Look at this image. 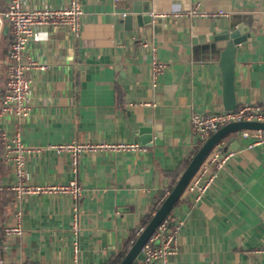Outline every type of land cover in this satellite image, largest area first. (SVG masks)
<instances>
[{
    "label": "crops",
    "instance_id": "crops-1",
    "mask_svg": "<svg viewBox=\"0 0 264 264\" xmlns=\"http://www.w3.org/2000/svg\"><path fill=\"white\" fill-rule=\"evenodd\" d=\"M81 2V35L74 43L64 29H34L27 54L46 69L26 73L31 114L13 130L32 147L93 144L105 137L144 150L84 152L75 165L69 153L29 155L32 181L75 180L83 195L77 202L67 196L22 199V235L11 240L6 256L0 251V259L12 264H104L132 241V232L146 226L142 220L170 192L165 172L190 161L201 145L191 132V114L223 111L212 36L229 22H245L253 33L236 52V103L264 106V0ZM36 3L56 9L67 0ZM0 5L5 8L6 0ZM144 41L148 47L142 48ZM153 54L168 66L156 87ZM147 127L151 138L144 144L147 134L139 131ZM157 133L161 142L155 144ZM239 134L223 139L225 150L236 154L201 199L195 201L199 187L215 173L210 153L190 180L189 185L198 181L193 192L186 187L172 207L182 221L179 253L166 263L149 264H264V151L248 148L252 138ZM6 168L2 183H11L12 168Z\"/></svg>",
    "mask_w": 264,
    "mask_h": 264
},
{
    "label": "built area",
    "instance_id": "built-area-1",
    "mask_svg": "<svg viewBox=\"0 0 264 264\" xmlns=\"http://www.w3.org/2000/svg\"><path fill=\"white\" fill-rule=\"evenodd\" d=\"M196 15L197 11L193 10ZM83 14L81 0H67L66 7L51 8L40 6L36 0H6V7L0 13V36L3 27L7 24L9 42L7 48L8 62L5 64L4 81L0 87V163L3 166L11 167L13 181L0 184V190H7L13 193V207L10 218L0 222V233L2 236L0 251L6 256L9 245L14 237L22 235V208L20 201L27 196H67L73 202H77L83 195V188L77 181L67 183L42 184L34 182L26 168V161L29 155L40 153L42 150H53L57 153H69L72 164L75 165L77 158L84 152L106 151H141L138 143L111 142L107 138H100L98 143L93 144H48L45 147L27 146L22 142L20 133L13 130L14 123L24 122L31 114V79L26 76L29 70L43 71L46 66L38 63L27 54L28 47L37 27H48L50 29H64L69 35V41L81 35V16ZM142 48L148 47L147 42H142ZM152 50H154L152 48ZM0 63V75L2 74ZM168 70V66L157 59L153 54L151 62V86L156 87L160 77ZM131 104L129 103V106ZM256 121L264 123V106L260 104L238 107L231 111H219L214 114L192 113L190 126L192 135L202 144L213 133L224 125L232 122ZM240 137L252 138L247 147L261 146L264 151V130H241ZM233 150H225V142L218 141L210 151L211 161L215 166V173L206 178L205 183L199 187L195 201L201 199L202 195L213 183L219 171L235 156ZM190 183V182H189ZM198 184L194 182L189 187ZM169 194L165 192L155 207L153 214ZM73 225V227H72ZM182 221L177 220L171 211L163 218L142 247L144 259L132 264H149L152 261L166 263L167 260L179 253L178 236ZM145 226L137 229L135 239L140 235ZM71 228L76 234V217L74 215ZM135 239L131 241V245ZM0 264H12L0 259ZM78 264V263H73Z\"/></svg>",
    "mask_w": 264,
    "mask_h": 264
},
{
    "label": "water",
    "instance_id": "water-1",
    "mask_svg": "<svg viewBox=\"0 0 264 264\" xmlns=\"http://www.w3.org/2000/svg\"><path fill=\"white\" fill-rule=\"evenodd\" d=\"M146 12V11H145ZM138 19V17H137ZM143 17V20H148ZM131 17L124 18L126 24H130ZM253 37V33L248 24L245 22H229L222 29L216 31L212 36L214 50L218 51V67L220 69L222 79V106L224 111H231L238 108L235 94V57L237 49L240 45H245ZM159 126V125H158ZM157 126V128H158ZM159 129V128H158ZM241 130H264L263 122L256 121H240L232 122L224 125L213 133L200 147L196 150L190 159L187 167L182 171L180 177L175 182L167 197L161 203L157 211L153 214L150 221L146 224L143 231L135 239L134 243L126 250L122 261L119 264H132L142 261L144 254L142 247L150 235L155 231L156 227L163 218L171 211L172 207L180 199L182 193L186 189L190 180L195 175L201 164L204 162L214 145L224 139L228 134ZM141 134H147L142 137V143L149 141L150 129L141 128ZM155 144L161 142V134H156ZM109 236L112 233L108 234ZM110 243V241H109ZM114 242H111V244Z\"/></svg>",
    "mask_w": 264,
    "mask_h": 264
},
{
    "label": "trees",
    "instance_id": "trees-1",
    "mask_svg": "<svg viewBox=\"0 0 264 264\" xmlns=\"http://www.w3.org/2000/svg\"><path fill=\"white\" fill-rule=\"evenodd\" d=\"M5 11V8H1L0 5V13H3ZM3 33L0 37L3 38V46H4V52L5 55L7 54V48H8V44L9 42L7 41L8 39V27L7 24L4 25L3 27ZM1 70H2V74L0 75V87L3 84L4 81V77H3V72L5 70V63L1 62ZM200 146V145H199ZM0 158H1V151H0ZM189 163V160L182 162L178 168L173 171V172H165V174L171 178L172 182L170 185L169 190H171L175 184V182L177 181V179L180 177L182 171L187 167ZM8 173V169L3 166L0 163V184L2 183V180L4 178V176H6ZM180 201V199L177 201V203ZM177 203L173 206V208L177 205ZM12 208H13V193L11 191H7V190H0V219L2 221L7 220V218L9 217V215L12 212ZM172 208V209H173ZM171 209V210H172ZM153 209L150 210L145 218L142 220V224L145 225L146 223H148L150 221V219L153 216ZM132 236L135 235V232H132L131 234ZM1 236V235H0ZM135 239V237L132 239V241ZM131 239L126 240L122 246V249L120 251H117L113 256H111V258L104 264H119L123 257L124 254L126 252V250L129 248V246L131 245Z\"/></svg>",
    "mask_w": 264,
    "mask_h": 264
},
{
    "label": "rangeland",
    "instance_id": "rangeland-1",
    "mask_svg": "<svg viewBox=\"0 0 264 264\" xmlns=\"http://www.w3.org/2000/svg\"><path fill=\"white\" fill-rule=\"evenodd\" d=\"M6 57V55H5V52H4V46H3V38L2 37H0V62H3L4 61V58ZM174 216V215H173ZM2 220L0 219V222H1ZM72 222H73V219L71 220V224H72ZM72 227H73V225H72ZM136 231L137 230H135V234H136ZM1 234V233H0ZM134 237H135V235H134ZM1 240H2V236H0V243H1ZM0 248H1V245H0ZM7 262V261H6Z\"/></svg>",
    "mask_w": 264,
    "mask_h": 264
}]
</instances>
